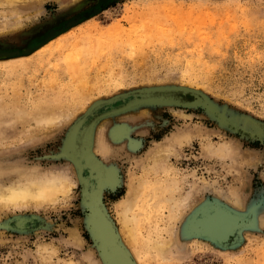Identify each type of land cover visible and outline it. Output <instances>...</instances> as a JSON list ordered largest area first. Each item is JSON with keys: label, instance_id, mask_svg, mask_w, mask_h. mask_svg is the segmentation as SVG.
<instances>
[{"label": "rangeland", "instance_id": "obj_1", "mask_svg": "<svg viewBox=\"0 0 264 264\" xmlns=\"http://www.w3.org/2000/svg\"><path fill=\"white\" fill-rule=\"evenodd\" d=\"M97 3L0 1V51H32L0 59V186L29 172L73 182L51 206L0 212V264H105L98 217L124 238L110 264H264V0H111L91 13ZM147 93L166 100L138 101ZM44 111L68 119L37 127ZM177 136L181 150L154 160ZM221 144L236 154L203 150ZM136 192L133 244L119 223ZM213 204L247 220L226 247L183 230Z\"/></svg>", "mask_w": 264, "mask_h": 264}, {"label": "bare ground", "instance_id": "obj_2", "mask_svg": "<svg viewBox=\"0 0 264 264\" xmlns=\"http://www.w3.org/2000/svg\"><path fill=\"white\" fill-rule=\"evenodd\" d=\"M0 1L4 2L6 5H13L14 8L18 9V8H20V5H17L16 3L17 2H21V1L24 2L26 0H0ZM164 1H167V0H164ZM91 13H93V12L91 11ZM77 21L78 20H74V21L69 22L68 24H66V28L70 27L72 25L74 26V24H76ZM63 26L59 30H56V31L61 33L62 29L64 28ZM43 38H42V40H43ZM41 41H39V42H41ZM30 45L28 47H26L27 51L25 53H21V51H20L18 55H12L11 52H3V51H1L3 53H0V54H3V55H1L0 59H8V58L28 56L30 53H32V51L29 50ZM44 47H45V45L41 46L37 50L41 51ZM14 51H17V50H14ZM4 54H6L7 56L4 55ZM41 57H39L38 59H40ZM52 110H54V109H52ZM61 119H65L67 121L68 118L67 119H66V117L65 118H61V114H56V113H53L52 111H44V112H41V114L37 115L34 118V121L33 120H31V121H33L37 125V127H54L55 126L56 128H58L57 126L61 122ZM35 124H34V127H36ZM21 125H23V124H21ZM24 130H26V129H24ZM28 131H31V130L29 129ZM185 135L188 136L187 134H185ZM29 136H31V135L29 134ZM181 137L180 136L179 137L177 136L176 138L174 137L175 138V140H173L174 143L172 142L171 144L169 143L168 146L166 145L165 150H158L157 152H154L153 155H152L154 160L155 159L156 160H158V159L162 160L163 159V161H164L173 153L172 150L175 147L178 148V149H179V147H182L184 145V143H185V140L183 138H181ZM174 138H171V139H174ZM231 147H233V146L230 145V147H228L227 144L226 145L221 144L220 146H218V148H212L211 146H206L205 148L203 147L204 148L203 150L207 154H209L211 156L213 155V157L216 156L217 158L220 159V158H223V157L227 158L226 156H229V157L232 156L233 151L235 149H233ZM162 149H164V148H162ZM231 149H233V150H231ZM179 150H181V148ZM236 152L237 151L235 150L234 153L236 154ZM236 159H234V160L236 161ZM233 163H234V161H233ZM159 164H161V163L159 162ZM47 174H45V172L44 173H39V172L38 173L31 172L30 173L29 172V173H26L24 175L22 174V176H19L16 180L14 179L15 181L10 183V184H9V181H8L6 187H5V185H4V187L0 186V212L1 211H8V210H18V211H20V210H27V209H33V208L34 209H38V208H42V207L46 208L48 206H51L54 202H57V200L60 199V198H63V199L67 198L69 196L68 194L70 193L71 188L73 186V182L69 178L64 177L65 176L64 174H63L64 176L62 174H61L62 176H60V174H58V176H57V175H54L53 173H51V174L49 173V175H47ZM111 174H112V172H111ZM108 175L111 176L110 174H108V172L103 173V178L102 179L103 180L104 179L108 180V178H109ZM138 182H140V181H138ZM5 183H6V180H5ZM3 184H4V182H3ZM0 185H2V184H0ZM102 187H103V182H102V184H100V188H102ZM134 189H136V188L134 187ZM137 190L138 189H136V191ZM133 192H134V190H133ZM236 193H237L236 191H232L226 196L232 202L231 204H233L235 206V208H241L243 206H242L241 201L238 198H236V196H237ZM97 194H98V191H97ZM97 194H96V199H97ZM136 195H137V192H136V194H133V196L131 198L129 197L130 199L128 201H126L124 209L121 211L122 212V219H120L121 222L119 223V224H121V234L129 242H131L133 244H135V241H134L135 230H136L137 222H138L137 221V217L133 214L134 213L133 212L134 211V207H135V204H134L135 202L134 201H136L135 200ZM63 199H61V200H63ZM177 201H178V203H177ZM177 201H176L175 205L171 206V209L174 207L176 210L179 209V208H183V210H184V207H182L180 204L181 203H186V202H183L181 200L182 202L180 203L179 200H177ZM184 201H186V199H184ZM185 205L187 206L188 204L186 203ZM183 206H184V204H183ZM188 209H190V208H188ZM180 212H182V210ZM178 217H176L175 220ZM260 222L261 221L259 220V223ZM100 228H101V226H100ZM96 229L97 230L99 229L98 226H97ZM101 230H102V228H101ZM171 231H172V229L170 230V232ZM170 232H169V235L173 234V232L172 233H170ZM96 234L98 235V233H96ZM96 234L94 233L95 236H96ZM103 234H104V230H102V232L100 234V235H102V239H103L101 241V244L103 245V243H107L108 244L107 245L108 248H110V247L114 248V247L111 246V244L114 243L112 237H110L107 233H105V235H103ZM170 236H169V240L166 243H162L161 244L159 242L160 244H157V245L155 244L156 247L154 245V247L157 248V250H158V252L160 254H162L167 249L169 250L170 247H172V243H173L172 241H173L174 235H170ZM123 240H124V238H123ZM122 241H120V238H118V243H120ZM118 246L121 248L120 244ZM121 250H122V248H121ZM42 251L45 252V249L42 250ZM118 251L122 252L120 250H118ZM160 257H162V256L160 255ZM164 257H162V260H164L163 259ZM44 260L47 261V259L45 257H43V261ZM45 261L43 263H46ZM124 264H133V263L130 262V261H127Z\"/></svg>", "mask_w": 264, "mask_h": 264}, {"label": "water", "instance_id": "obj_3", "mask_svg": "<svg viewBox=\"0 0 264 264\" xmlns=\"http://www.w3.org/2000/svg\"><path fill=\"white\" fill-rule=\"evenodd\" d=\"M26 51H27V49L24 50L22 53H25ZM0 53H3V52L0 51ZM11 53H12V55H18L19 51H14ZM1 55H3V54H0V57H1ZM4 55H6V54H4ZM184 92H186V90ZM155 100L156 101H164L166 99L163 96H154V95H149L147 93L145 95V98L143 96L138 101H140V102L142 101V103H143V102H151V101H155ZM140 102H138V103H140ZM131 105H133V104H131ZM67 140L72 142L73 136L71 139L69 137ZM67 145H68V143H67ZM83 149H84V147H83ZM85 155H86V157L84 158V160H86V162H88L89 159L92 160L88 152H85ZM91 166L97 168V166L89 165L88 170H89V168H91ZM98 177L99 178L96 181V188L93 190L92 193H90V197L92 198V200L94 198H96L95 196H96L97 191H98L99 186H100V176H98ZM96 221L97 222H95L94 226H93L94 227L93 234L98 233V235L96 234V236L94 235V237L96 239H98V241H99L98 247L101 251L102 259H103L105 264H110L109 260H108V247H107L108 244L107 243H103V245L101 244V241L103 240L102 235H100L102 230H104L103 235H105V233H107L110 237H112L114 243L111 244V246L120 250V251H122V250L118 246L119 243L117 241L115 234L111 230V228L107 227L103 223L102 219L99 217L97 218ZM246 224H247V220H245L243 216L232 211L231 209H227L226 207H224L222 205L213 204L210 206L198 207V209H196L187 218V221L183 227V230H184V232H187L191 236L203 238V239L209 240L213 243H216V244L220 245L221 247H226L228 242L231 239L235 238V236L238 234L239 230L242 227H244ZM97 226L99 228L98 230L96 229ZM100 226H101L102 230H101ZM123 253H125V252L123 251Z\"/></svg>", "mask_w": 264, "mask_h": 264}, {"label": "flooded vegetation", "instance_id": "obj_4", "mask_svg": "<svg viewBox=\"0 0 264 264\" xmlns=\"http://www.w3.org/2000/svg\"><path fill=\"white\" fill-rule=\"evenodd\" d=\"M111 0H98V3L91 9L93 13H96L98 10H100L102 7H104L106 4H108ZM122 102V101H121ZM116 106V105H115Z\"/></svg>", "mask_w": 264, "mask_h": 264}]
</instances>
